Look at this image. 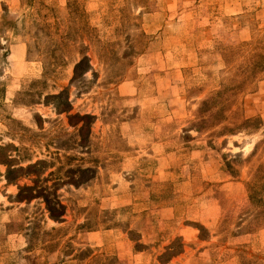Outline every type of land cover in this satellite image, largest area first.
I'll use <instances>...</instances> for the list:
<instances>
[{"label": "rangeland", "instance_id": "374dc122", "mask_svg": "<svg viewBox=\"0 0 264 264\" xmlns=\"http://www.w3.org/2000/svg\"><path fill=\"white\" fill-rule=\"evenodd\" d=\"M39 1L0 0V256L264 264V215L246 187L264 162V73L228 93L222 124L258 116L257 132L193 126L200 101L264 47V0H148L130 7L131 24H122L124 0H79L115 54L98 56L82 33L45 77V38L36 45L28 25ZM42 1L61 21L67 0ZM18 45L32 73L11 70ZM83 51L93 82L76 93L69 80Z\"/></svg>", "mask_w": 264, "mask_h": 264}, {"label": "trees", "instance_id": "16d2710c", "mask_svg": "<svg viewBox=\"0 0 264 264\" xmlns=\"http://www.w3.org/2000/svg\"><path fill=\"white\" fill-rule=\"evenodd\" d=\"M147 1L148 0H124V5L120 8V13L123 18L122 24H131V20L138 19V15H131L127 12L131 6L136 8L141 7ZM79 4H81L79 0H67L66 9L59 13L62 20L55 19L54 22L51 23L50 18H58L57 10L55 7L47 5L40 0L36 3V9L28 19L29 32L31 33V29H33L32 38L34 39V43L38 45L39 40L43 37L45 38V42L42 41L45 45L39 49L43 61V77H45L48 68L52 69L63 64L64 57H62L61 51H64V46H68L69 40L73 41L76 36L79 37L82 33L88 36L89 46L98 56L109 59L110 54H115V50H113L114 43L101 39L98 29L87 24L85 21L86 13L83 9L79 8ZM50 14L51 17H49ZM14 28L15 26L11 25V29ZM140 36L144 37V33L141 32ZM70 44L73 45V43ZM80 47L83 46L81 45ZM138 50L136 53L142 52V48ZM80 54L81 58L74 62L73 75L69 83L75 88L76 93H87L91 89L93 82L92 77L88 78L86 76L91 66L86 52L83 51ZM261 73H264V47L261 50L253 52L246 60L239 63L228 83H222L221 87L217 89L215 93L200 101L196 109L197 121L193 124L194 129L199 131L200 129H213L220 126L219 131H217L219 133H237L245 131L249 134L255 133L261 129L263 123L258 116L244 117L240 121L234 122L232 125H222L226 121L225 110L228 106V93L238 92L249 87L254 79ZM117 76L118 75L115 74L113 79ZM122 76V73H120L119 78ZM61 93L62 92H59L58 94L60 95ZM86 116L88 117V115ZM228 170L230 174H235L234 170ZM246 187L256 217L264 215V162L257 166L251 179L246 183ZM89 254L90 250L88 254L87 251L83 250L67 259L72 262L82 257L80 259L82 260ZM99 258H103L102 262H104V264L112 263L110 258L106 255L102 254ZM61 261L64 260L62 259ZM241 264L263 263L262 261L258 262L257 257H253L252 259H243Z\"/></svg>", "mask_w": 264, "mask_h": 264}, {"label": "crops", "instance_id": "0c3cea01", "mask_svg": "<svg viewBox=\"0 0 264 264\" xmlns=\"http://www.w3.org/2000/svg\"><path fill=\"white\" fill-rule=\"evenodd\" d=\"M15 48H14V51H16V53H17V60H16V62L18 61V63L13 62L12 66H11V70L12 71H16V72L19 71L18 73H20V72L21 73H30V72L32 73V71L31 70H28V68L30 66H32L34 63H36V62L35 61H29V60L26 61L24 59L25 50H24V48L21 45H18ZM12 53H13V50H12ZM16 64H21L20 65V68H21L20 70H17L16 69L18 67V65L16 66ZM11 70H10V72L13 75V73H12ZM8 236H10V234ZM0 264H9V258H8V256H0ZM51 264H60V263H51Z\"/></svg>", "mask_w": 264, "mask_h": 264}]
</instances>
